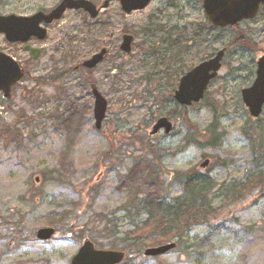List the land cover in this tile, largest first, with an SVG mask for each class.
<instances>
[{
    "label": "rangeland",
    "instance_id": "rangeland-1",
    "mask_svg": "<svg viewBox=\"0 0 264 264\" xmlns=\"http://www.w3.org/2000/svg\"><path fill=\"white\" fill-rule=\"evenodd\" d=\"M59 1L0 0V14L31 15ZM91 1L98 7L109 4L94 19L67 10L48 27L44 40L30 42L42 48V56L28 64V77L12 89L10 100L4 101L0 93V264H69L83 238L98 249H110L111 240L118 242L133 230L138 216L132 208L121 209L133 189H145L154 165L164 180L163 193L170 197L181 191L176 172L208 175L214 184L213 213L207 222L191 224L182 239L169 240L176 246L167 253L144 256L145 248L167 243L145 238L140 252L127 253L130 259L119 264H264V177L259 183L253 177L259 172L264 176V108L258 118H251L240 95L255 77L256 59L264 54V6L253 20L232 31L208 29L192 40L171 38L185 47L184 72L203 55L212 57L220 49L225 53L206 98L187 107L185 119L171 118V133L148 136L151 124L169 110L155 99L165 94V82L151 81L146 91L149 74L160 71L164 76L163 64L159 70L154 67L157 58L151 47L155 45L162 62L170 55L172 49L159 39L169 30L177 32L170 27L184 15L185 0H151L128 15L118 0ZM191 17L205 24L200 10ZM152 23L165 28L154 30ZM123 32L134 36L129 55L119 49ZM84 35L78 42L76 36ZM244 35L254 44L241 47ZM101 47L107 53L97 66L72 69ZM0 50L21 63L28 60L27 52L2 34ZM38 79L44 83L36 88ZM93 88L107 102L100 129L94 127ZM33 93L39 98L36 105L24 99ZM62 116L70 122L55 119ZM10 123L16 124L18 138L9 142L2 132ZM210 126L216 144L207 145L208 136L188 142L189 135ZM206 158L209 164L200 167ZM220 184L224 188L218 192ZM42 227H54L55 237L36 239Z\"/></svg>",
    "mask_w": 264,
    "mask_h": 264
},
{
    "label": "water",
    "instance_id": "water-1",
    "mask_svg": "<svg viewBox=\"0 0 264 264\" xmlns=\"http://www.w3.org/2000/svg\"><path fill=\"white\" fill-rule=\"evenodd\" d=\"M150 0H119L120 8L125 14L145 8ZM264 0H203V8L207 19L215 26L233 25L244 19L253 18ZM108 6V1L97 7L90 0H60L49 13L37 11L31 15L0 14V34H3L8 42L26 43L31 37L39 40L45 38L47 29L44 25L54 20H59L67 9H82L95 18L101 8ZM133 36L124 34L120 49L129 54ZM32 59L40 56V49L29 44L24 45ZM106 49L102 48L98 53L93 54L89 59L83 61V66L94 68L103 59ZM224 49L218 50L214 56L204 59L184 73L174 91V99L181 106H189L199 102L207 89L209 82L217 75L221 68V60ZM23 76V70L18 62L10 55L0 51V91L4 98L11 96V88ZM94 97L93 117L96 129H100L105 116L107 102L96 88L92 89ZM241 99L247 107L249 115L256 118L260 115L264 103V55L256 60L255 78L252 84L241 90ZM173 126L166 117L158 118L151 126L150 135L156 134L163 129L165 134L170 133ZM209 164L205 159L200 167L204 168ZM53 227H42L36 230L35 237L41 241H47L54 237ZM175 242L147 247L143 250L144 256H160L172 250ZM126 256L121 250L97 249L93 242L85 238L77 251L72 255L69 264H119Z\"/></svg>",
    "mask_w": 264,
    "mask_h": 264
},
{
    "label": "trees",
    "instance_id": "trees-1",
    "mask_svg": "<svg viewBox=\"0 0 264 264\" xmlns=\"http://www.w3.org/2000/svg\"><path fill=\"white\" fill-rule=\"evenodd\" d=\"M262 16L264 18V14ZM151 25L153 26L154 30H158L160 28L163 29L164 27V25H156L155 23H152ZM173 25H171L170 27L172 31L176 30ZM205 27V24H202L200 22L192 23L191 28L188 31H195L196 34L195 37H191L188 39L192 40L195 38H199V32L202 30V28ZM145 31L149 33L151 29L145 28ZM171 34L172 33L169 30L165 34V39H159V42L160 40L162 42H165L167 46L172 49V52L164 62H162V58L159 57V51H154L155 45L151 47L150 54L157 58L155 59L156 62L154 67H157L159 70V64H163L164 76L160 75V71L156 75L155 73L149 74V78L147 79L148 83H146L148 84L146 91L149 90V83L151 81H156V83L165 82V92L163 91L165 94L163 96L157 95L155 99L157 100L158 104L169 106V110L166 113V116L176 120L177 118L179 119L180 116L182 118L187 110L186 107L179 106L172 98V93L178 82V79L180 75L184 73L182 67L185 47H183L180 39H171ZM86 37V35L76 36L78 42L84 40V38ZM248 44L252 45L254 44V42L252 40L248 41L247 35L241 36L239 45L241 47H249ZM205 57H208V55H203L202 59ZM177 64H180L178 69L176 71L171 70V67H176L175 65ZM25 74V77L27 78L28 73L26 72ZM52 80H54V78ZM43 83V79H38L34 86L38 85L42 87ZM160 86L162 85H156L155 87L158 88ZM30 93L32 92L30 91ZM34 95H30L29 98L27 96H24V99L31 105H36L39 98L36 97L38 95ZM205 98L206 93L203 100ZM55 119L61 124L70 122L69 116L67 118H63V116L62 118L60 117V121L57 118ZM182 119H185V116ZM14 126H16V124H7L2 132L6 137H8L7 140H9V142L16 141L18 138L17 133L14 131ZM214 129L212 128V126H210L202 134L189 135L190 138L188 142H190V140L192 139H194V142H197L198 139L208 136L209 141L207 142V145L213 146L217 143L215 135L214 138L210 137L212 136V134H214ZM139 138L142 139V137ZM145 139H147V137H145ZM159 170L160 169H156V166L154 165V168H152V171H150L147 178L145 177V189L142 187H137V190L133 189V191H131L133 192L132 197L129 199L128 203L125 204L126 208L121 209L129 210L132 208V210L135 211L134 214L136 215V217L138 216L139 220L137 219V222L132 224L133 230L130 233L127 232L122 238L118 237V233H115L114 237H118L119 241L115 242V240H111L107 245L110 249L125 251V260L130 259L129 255L133 251L136 253L140 252V247L138 245L142 244L145 238H155L154 240H149L162 243L168 242L173 238L180 240L189 231L191 224L197 222H207L209 215L213 213V203L215 199L212 198V191L214 189V184L212 183L208 175L200 174L196 171L178 173L176 172L175 177L176 179L178 178L181 182V191L178 192V194L174 197H170V195H166L163 193L162 186L164 185V180L161 179ZM132 173L133 171H129L127 174L131 175ZM253 177L254 181L259 183L264 176L262 172H259L257 173L256 177ZM132 182L133 181L130 180L129 184H131ZM223 188L224 185L220 184L217 187V191L221 192ZM146 229H149V231L146 232ZM136 245L137 247L134 250L132 247ZM127 253H129V255H127Z\"/></svg>",
    "mask_w": 264,
    "mask_h": 264
},
{
    "label": "flooded vegetation",
    "instance_id": "flooded-vegetation-1",
    "mask_svg": "<svg viewBox=\"0 0 264 264\" xmlns=\"http://www.w3.org/2000/svg\"><path fill=\"white\" fill-rule=\"evenodd\" d=\"M184 11V15H182L181 18H178L180 21L178 23H175L173 26L174 28L183 21V19L185 20V23L187 24V27L182 29V30H177V32L172 33L170 35V37L172 38H191V37H195L196 32H189L188 30L191 28V24L197 22V19L194 17H191V13L192 12H198L199 10L201 11L202 14V18L203 21L205 22V28H202V30L199 32V35L202 34H208V29H233L238 27V25H240L241 23L245 22V21H251L253 19H248V20H242L234 25H227V26H213L207 19H206V15L204 12V8H203V0H185V2L182 5V9ZM165 28V27H163ZM232 31V30H231ZM237 33L239 34V32L237 31ZM186 35V36H185ZM240 36V35H239ZM35 41V40H33ZM34 44V43H33ZM32 44V45H33ZM35 46V45H34ZM41 54H42V48H41ZM28 61L26 63H23L24 67H28V64L30 63H34L35 61H33L30 56H27Z\"/></svg>",
    "mask_w": 264,
    "mask_h": 264
},
{
    "label": "bare ground",
    "instance_id": "bare-ground-1",
    "mask_svg": "<svg viewBox=\"0 0 264 264\" xmlns=\"http://www.w3.org/2000/svg\"><path fill=\"white\" fill-rule=\"evenodd\" d=\"M118 3H119V0H118ZM108 4H109V1H108ZM55 7V5L53 6V7H51L50 9H48V10H42V12L43 13H49L50 12V10L51 9H53ZM187 27V24L185 23V21H182V22H180L176 27H175V29L176 30H182V29H184V28H186ZM129 55V54H128ZM81 68H85V69H88V68H86V67H84L83 66V61L81 62V63H79V64H76V65H74L73 66V70H79V69H81ZM91 69H93V68H91ZM91 69H89V70H91ZM47 77H49V78H52V77H54L53 75L51 76V75H46ZM172 98H173V100L175 101V99H174V93H172ZM94 107V106H93ZM246 107V106H245ZM263 108H264V103H263V105H262V109H261V113H262V111H263ZM107 109V108H106ZM246 109H247V107H246ZM247 111H248V109H247ZM260 113V114H261ZM105 114H106V112H105ZM104 118H105V116H104ZM104 118H103V120H104ZM103 120H102V122H103ZM102 124V123H101Z\"/></svg>",
    "mask_w": 264,
    "mask_h": 264
}]
</instances>
